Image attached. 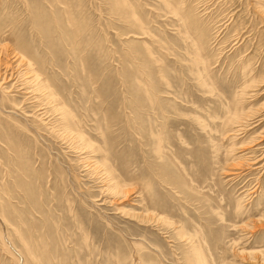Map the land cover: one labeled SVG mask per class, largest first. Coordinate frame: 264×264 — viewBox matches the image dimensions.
<instances>
[{
	"label": "rangeland",
	"instance_id": "obj_1",
	"mask_svg": "<svg viewBox=\"0 0 264 264\" xmlns=\"http://www.w3.org/2000/svg\"><path fill=\"white\" fill-rule=\"evenodd\" d=\"M0 23L70 115L0 90V264H264V0H0Z\"/></svg>",
	"mask_w": 264,
	"mask_h": 264
},
{
	"label": "bare ground",
	"instance_id": "obj_2",
	"mask_svg": "<svg viewBox=\"0 0 264 264\" xmlns=\"http://www.w3.org/2000/svg\"><path fill=\"white\" fill-rule=\"evenodd\" d=\"M166 1L168 2V0ZM180 15L182 14L180 13ZM185 21L187 23V20ZM139 23L140 21H138V24ZM4 27L5 26L1 25L0 23V90L5 88L4 85L12 81L14 83L16 80L15 82L17 83V87H19L20 90H22L26 95L31 94L32 96H35L37 101L40 100L39 97L45 93V97L48 99L47 103H52L54 105L53 109L63 115L66 121L67 117H70L69 112L66 108H64V106H61L60 102H58L59 99L54 94L55 92L50 89L51 87L48 79L45 77L43 78V71L39 69L40 61L38 62L36 57H31V55H29L31 49H28L23 43H20L19 41L17 42L14 39L15 37H13L14 32L9 30L4 31ZM29 99L31 100V98ZM234 111H236V107L226 117L223 125H225L224 127H226L227 131H230L232 135L237 136L240 134H238V131L242 130L243 124L246 123L242 122V120L245 118H242L240 121V115H237L236 112L234 113ZM242 148L247 149V147ZM26 255L28 256L27 253ZM197 256L200 258L199 254H197Z\"/></svg>",
	"mask_w": 264,
	"mask_h": 264
}]
</instances>
